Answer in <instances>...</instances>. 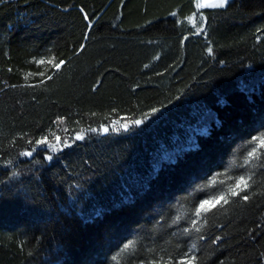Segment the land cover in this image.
Instances as JSON below:
<instances>
[{
  "label": "trees",
  "instance_id": "trees-1",
  "mask_svg": "<svg viewBox=\"0 0 264 264\" xmlns=\"http://www.w3.org/2000/svg\"><path fill=\"white\" fill-rule=\"evenodd\" d=\"M42 56L67 60L44 83ZM262 120L264 0H0V264H139L193 243L199 264H264V157L244 163ZM41 135L71 147L18 155ZM240 175L249 201L212 207L204 240L184 235Z\"/></svg>",
  "mask_w": 264,
  "mask_h": 264
},
{
  "label": "snow or ice",
  "instance_id": "snow-or-ice-1",
  "mask_svg": "<svg viewBox=\"0 0 264 264\" xmlns=\"http://www.w3.org/2000/svg\"><path fill=\"white\" fill-rule=\"evenodd\" d=\"M194 6L198 10H202L205 8H211V9H223L226 6H229V0H194ZM84 9H81V12H83ZM172 16H176L177 13L173 12L171 13ZM198 16L200 21L204 20V17L201 13H194L193 16L188 17L187 19L191 22L193 21L194 17ZM85 20H88L89 17L87 15L84 16ZM197 32L199 34H204V29L200 28L197 24ZM262 31V29L258 28L257 32ZM87 38V37H85ZM188 37H184L183 40H181V43L184 42V40H187ZM257 40L260 39L259 36L256 37ZM81 48H84L85 46L82 44L80 46ZM206 51L208 55H213V48L209 45L206 48ZM34 63L41 66H46V71L38 73V75L42 78L41 83H44V80L46 78L47 81L53 80L55 77L54 75L49 74L50 72H60L62 71L63 66L67 64V60L63 58H56V57H40L39 59L33 60ZM145 68L148 67V65H144ZM11 71V69H9ZM39 84L30 85V87H39ZM12 87H16L13 85ZM160 112V109L156 107H152L148 112H141L139 118H130L129 123H122L119 126H116L115 122L113 123L112 130L113 131H120L123 129L124 132H132L134 128H139L140 126L144 125L146 121L149 120L150 117L156 116L157 113ZM94 115V114H93ZM261 127H264V120H262ZM88 131L91 132H97V129L89 128ZM100 131L107 133L109 131V128L101 125ZM84 130L81 129L79 132H77L72 139L76 141H81L84 139ZM29 136V133L25 132L19 136V139H25ZM16 143V140L13 139L10 141V145L14 146ZM27 145L29 146L30 150H21L19 151L18 155L21 157H32L33 153L39 152L40 146H47V148L50 150L49 154L44 156L45 160L51 161L53 159V155L51 153H55L58 151H61L60 145H63L64 148L71 147V144L68 143L67 140H63L60 136H55V143L51 142L48 137L41 135L38 138L33 139H27L26 140ZM249 144H253L250 151L247 152V156L245 157V164H248L249 162L253 160H259L261 157H264V132H261L258 136L253 135L251 137V140L249 141ZM14 158L13 159H6L3 162V167L8 168L9 166L13 165ZM13 177L17 176L18 173L13 171L11 174ZM249 179L246 178L243 175L237 176L234 178V182L231 183L226 190H221L218 194L210 197L209 199H201L199 202V205L195 207L194 216L190 220L191 227H185L183 229V234L186 236H191L193 232L198 234V239L204 240L205 236L202 233V227L203 225L200 223L201 220H203L204 223H207V214L212 210V207H214L219 202H223V204H228L231 198L240 197L244 201H249V196L246 194L248 188H249ZM179 219V217H177ZM158 223V222H157ZM220 237L217 236L215 240L212 241V243H215L216 240H219ZM134 241L129 239L127 243H124L123 250H127L131 246H133ZM196 244H192L191 247L179 255H173L171 253L168 254L167 259H165L163 256L157 258V257H151V258H144L139 260V264H199V259L195 255V249ZM150 252H153L154 249H150ZM135 255V254H134ZM112 261H117L118 257L116 255L112 256ZM221 264H223V261H221Z\"/></svg>",
  "mask_w": 264,
  "mask_h": 264
},
{
  "label": "rangeland",
  "instance_id": "rangeland-1",
  "mask_svg": "<svg viewBox=\"0 0 264 264\" xmlns=\"http://www.w3.org/2000/svg\"><path fill=\"white\" fill-rule=\"evenodd\" d=\"M232 0H229V2H231Z\"/></svg>",
  "mask_w": 264,
  "mask_h": 264
}]
</instances>
